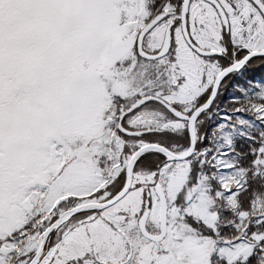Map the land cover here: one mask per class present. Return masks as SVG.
<instances>
[{"label": "snow or ice", "instance_id": "1", "mask_svg": "<svg viewBox=\"0 0 264 264\" xmlns=\"http://www.w3.org/2000/svg\"><path fill=\"white\" fill-rule=\"evenodd\" d=\"M0 264H264V0H0Z\"/></svg>", "mask_w": 264, "mask_h": 264}]
</instances>
